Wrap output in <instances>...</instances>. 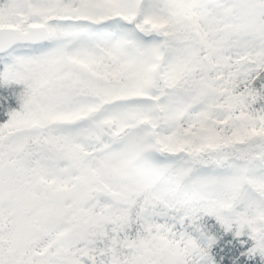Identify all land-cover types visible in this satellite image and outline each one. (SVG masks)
Listing matches in <instances>:
<instances>
[{"label": "snow or ice", "instance_id": "snow-or-ice-1", "mask_svg": "<svg viewBox=\"0 0 264 264\" xmlns=\"http://www.w3.org/2000/svg\"><path fill=\"white\" fill-rule=\"evenodd\" d=\"M0 264H264V0H0Z\"/></svg>", "mask_w": 264, "mask_h": 264}]
</instances>
